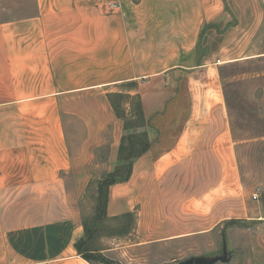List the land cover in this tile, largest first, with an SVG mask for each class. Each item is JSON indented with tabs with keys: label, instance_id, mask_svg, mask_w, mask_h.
<instances>
[{
	"label": "crops",
	"instance_id": "obj_1",
	"mask_svg": "<svg viewBox=\"0 0 264 264\" xmlns=\"http://www.w3.org/2000/svg\"><path fill=\"white\" fill-rule=\"evenodd\" d=\"M34 1L0 20V264H96L76 244L93 177L118 164L113 93L141 96L151 142L109 190L108 217L136 216L129 241L258 217L221 70L264 57V0Z\"/></svg>",
	"mask_w": 264,
	"mask_h": 264
},
{
	"label": "rangeland",
	"instance_id": "obj_2",
	"mask_svg": "<svg viewBox=\"0 0 264 264\" xmlns=\"http://www.w3.org/2000/svg\"><path fill=\"white\" fill-rule=\"evenodd\" d=\"M35 11L34 0H0V20L25 17ZM221 74L242 181L252 191V198L260 189L258 199L253 198L258 217L228 221L206 236L143 246L135 245L133 236L129 241L133 222L129 220L122 229V219L104 220L85 245V255L93 262L104 264L101 259H107L109 264H169L192 257L220 256L226 260L214 264H264V57L225 64ZM114 100L121 112L126 110L125 114L133 117L136 98L115 96ZM143 130L135 127L132 131ZM103 175L93 177L83 200V221L90 227L94 222L97 181ZM107 248L110 250L105 254L100 251Z\"/></svg>",
	"mask_w": 264,
	"mask_h": 264
},
{
	"label": "trees",
	"instance_id": "obj_3",
	"mask_svg": "<svg viewBox=\"0 0 264 264\" xmlns=\"http://www.w3.org/2000/svg\"><path fill=\"white\" fill-rule=\"evenodd\" d=\"M115 96H119V97L126 96V97L136 98L137 102L133 108L134 110L133 117L127 116V114H125L126 110H124V112L120 111V106L117 103H115L114 100ZM109 98L118 116L124 119L125 134L123 136L122 143L119 148V157H118L117 166L113 171L105 173L97 181L98 194L96 197V207H95V214L93 216L94 222L92 224V227L89 226V223H87V221L83 222L85 235L76 244L79 253H81L83 257H85L89 261H92V259L88 255H85V251H86L85 245L86 243H88V241H90V239L93 236L92 235L93 232L96 230V228L98 227L97 225L100 224L101 221L109 220V219L118 220V221L123 220L122 229H126L127 223L130 220L131 222H133L132 230L135 227L136 216L133 213H125L121 216H117L113 218L108 217L107 207L109 202V190L113 184L129 180L132 174V169L135 159L141 156L142 154H144L151 146L149 133L147 130H143L141 132L132 131L133 128L135 127L147 126V120L143 112V103L141 96L125 94V93H113L109 95ZM244 220L245 219H232L229 221H244ZM130 232L128 231V233ZM101 262L104 264L110 263L107 259H101Z\"/></svg>",
	"mask_w": 264,
	"mask_h": 264
},
{
	"label": "water",
	"instance_id": "obj_4",
	"mask_svg": "<svg viewBox=\"0 0 264 264\" xmlns=\"http://www.w3.org/2000/svg\"><path fill=\"white\" fill-rule=\"evenodd\" d=\"M224 251L226 252V246H224ZM225 261L226 258L225 257H213V258H205V257H192L189 258L185 261H181V262H174V263H169V264H214L217 261Z\"/></svg>",
	"mask_w": 264,
	"mask_h": 264
},
{
	"label": "built area",
	"instance_id": "obj_5",
	"mask_svg": "<svg viewBox=\"0 0 264 264\" xmlns=\"http://www.w3.org/2000/svg\"><path fill=\"white\" fill-rule=\"evenodd\" d=\"M113 6H116V5H113ZM259 194H260V189H258L257 191H255V193L253 194V198L254 199H258Z\"/></svg>",
	"mask_w": 264,
	"mask_h": 264
}]
</instances>
